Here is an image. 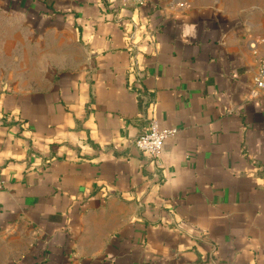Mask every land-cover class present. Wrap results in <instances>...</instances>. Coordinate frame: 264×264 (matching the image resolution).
I'll use <instances>...</instances> for the list:
<instances>
[{"label": "crops", "instance_id": "0c3cea01", "mask_svg": "<svg viewBox=\"0 0 264 264\" xmlns=\"http://www.w3.org/2000/svg\"><path fill=\"white\" fill-rule=\"evenodd\" d=\"M263 57L264 0H0V264H264Z\"/></svg>", "mask_w": 264, "mask_h": 264}, {"label": "built area", "instance_id": "2783aa9c", "mask_svg": "<svg viewBox=\"0 0 264 264\" xmlns=\"http://www.w3.org/2000/svg\"><path fill=\"white\" fill-rule=\"evenodd\" d=\"M136 4H144L146 0H129ZM254 84L257 89H264V57L260 62L257 74L254 77ZM176 133V129H162L159 127L156 118L150 121V128L147 132L141 134L134 139V146L149 155L152 160L159 165V157L163 149V145L168 138H171Z\"/></svg>", "mask_w": 264, "mask_h": 264}]
</instances>
